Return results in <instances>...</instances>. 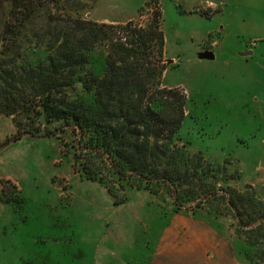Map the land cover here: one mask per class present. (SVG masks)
Masks as SVG:
<instances>
[{"label":"rangeland","instance_id":"rangeland-1","mask_svg":"<svg viewBox=\"0 0 264 264\" xmlns=\"http://www.w3.org/2000/svg\"><path fill=\"white\" fill-rule=\"evenodd\" d=\"M32 1L39 13L51 10L61 17L69 13L98 23L129 21L143 27L152 24L159 12L165 45L158 86L186 99L176 144L225 167L221 176L231 187L264 202V123L250 83L249 56L243 54L248 47L258 54L251 43L264 38V0ZM13 3L0 0V18L7 19L12 10L20 17L29 5L26 0ZM45 27L44 19L34 18L35 33H43ZM27 39L24 57L30 62L43 58L46 48L38 49L36 43L41 37ZM257 43L264 45L262 39ZM105 53L104 46L93 49L84 73L102 76ZM146 53H150L146 60L158 59L149 49ZM208 54L212 58L204 57ZM77 84L75 93L89 101L93 90L84 91ZM15 131L12 118L0 116V264H122L115 253L128 248L119 235L125 239L143 229L136 212L143 211L146 193L155 195L168 213L177 212L165 188L122 189L115 183L110 192L102 182L87 179L75 168L72 133L57 131L55 136L6 142ZM193 205L187 203L179 211L193 213ZM213 208L204 205L196 211L229 235L241 261L264 264V238L254 232L243 238L239 233L250 226L238 230L224 205L222 210ZM113 236L121 240L120 246L112 242ZM133 251H139L137 244Z\"/></svg>","mask_w":264,"mask_h":264},{"label":"trees","instance_id":"trees-1","mask_svg":"<svg viewBox=\"0 0 264 264\" xmlns=\"http://www.w3.org/2000/svg\"><path fill=\"white\" fill-rule=\"evenodd\" d=\"M26 1L20 17L12 10L7 19L0 18V116L11 117L16 127L6 142L72 133L76 170L110 192L115 183L122 189L165 188L176 211L187 203H194L192 212L204 205L218 211L224 205L238 230L250 226L240 236L254 232L264 238V202L231 187L221 176L225 167L176 144L186 99L158 86L165 45L159 12L143 27L129 21L98 23L69 13L61 17L51 10L39 13L32 0ZM37 16L46 22L41 34L33 31ZM33 37H41L36 43L46 53L30 62L24 45ZM101 46L106 51L103 75L84 73L89 53ZM147 49L158 59L146 60ZM77 83L84 91L93 90L89 101L75 93Z\"/></svg>","mask_w":264,"mask_h":264},{"label":"crops","instance_id":"crops-1","mask_svg":"<svg viewBox=\"0 0 264 264\" xmlns=\"http://www.w3.org/2000/svg\"><path fill=\"white\" fill-rule=\"evenodd\" d=\"M260 39L264 41V38ZM257 41L258 54L254 55L248 47L247 51L252 53L244 56H249L250 83L254 86L264 123V45ZM154 196L146 193L147 199L141 205L143 211L136 212L137 217L142 218L143 229L133 236L128 233L125 239L119 235L128 249L127 252L124 249L116 252V260L122 264L139 261L144 264H245L236 254L229 235L216 229L199 212L168 213L166 205L156 202ZM148 202L152 204L148 206ZM115 237L112 242L119 245L121 240L119 242ZM135 244L139 247L137 253L133 251Z\"/></svg>","mask_w":264,"mask_h":264},{"label":"water","instance_id":"water-1","mask_svg":"<svg viewBox=\"0 0 264 264\" xmlns=\"http://www.w3.org/2000/svg\"><path fill=\"white\" fill-rule=\"evenodd\" d=\"M252 53V51H246V52H244L243 54H251ZM203 56V55H202ZM208 57V58H212V56L210 55V54H208V55H204V57Z\"/></svg>","mask_w":264,"mask_h":264},{"label":"built area","instance_id":"built-area-1","mask_svg":"<svg viewBox=\"0 0 264 264\" xmlns=\"http://www.w3.org/2000/svg\"><path fill=\"white\" fill-rule=\"evenodd\" d=\"M251 45H255V41H252Z\"/></svg>","mask_w":264,"mask_h":264}]
</instances>
